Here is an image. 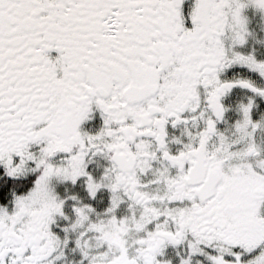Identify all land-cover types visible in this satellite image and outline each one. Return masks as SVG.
I'll return each mask as SVG.
<instances>
[{"label": "snow or ice", "instance_id": "6c2138e0", "mask_svg": "<svg viewBox=\"0 0 264 264\" xmlns=\"http://www.w3.org/2000/svg\"><path fill=\"white\" fill-rule=\"evenodd\" d=\"M0 264H264V0H0Z\"/></svg>", "mask_w": 264, "mask_h": 264}]
</instances>
